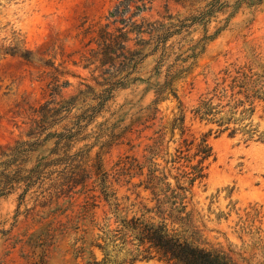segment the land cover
<instances>
[{
	"label": "rangeland",
	"instance_id": "374dc122",
	"mask_svg": "<svg viewBox=\"0 0 264 264\" xmlns=\"http://www.w3.org/2000/svg\"><path fill=\"white\" fill-rule=\"evenodd\" d=\"M143 1L147 4L143 16L151 21L165 16L184 19L191 12L172 0ZM221 2L226 6L212 18L206 31L197 26L186 40L181 39L186 33L174 39L175 49L185 51L205 35L217 34L206 43L191 73L176 82L178 100L171 98L161 103L155 120L145 114L154 99L152 91L146 92L147 84L137 82L114 92L105 111L70 150V155L82 153L87 175L80 182L67 186L63 175L52 173L36 181L27 193L23 194L26 184L9 193L0 175V264H87L93 258L101 261L103 254L96 246L104 245L106 234L117 230V217L131 219L136 213V208L131 207L136 198L133 186L140 178L131 177L137 171L129 175L123 171L126 157L143 164L155 133L179 115L180 104L187 115L189 135L200 139L210 129L215 132L217 126L199 123L191 111L226 72L232 76L240 72V78L247 81L249 95L257 93L264 99V0ZM117 3L118 0H0V42L7 40L8 44L16 36L31 55L29 60L10 55L0 59V154L10 153L8 149L16 142L33 140L29 134L37 132V111L46 102L69 99L86 91V86L100 91L93 79H102L98 72L92 73L94 66L85 68L86 59L97 47L92 42L94 31L107 23L106 16ZM153 67L152 59L146 61L139 77L146 80ZM65 83L69 85L64 87ZM56 85L60 89L51 95ZM250 101L254 112L240 117L239 110V121L231 125L238 129L234 136L226 132L209 138L213 156L207 163L208 177L203 184L195 185L188 197L187 212L198 242L232 250L235 257L264 260V138L260 139L264 136V101ZM249 108V103L245 104V109ZM174 138L175 143L170 142L168 131L165 142L170 156L157 159L161 168L175 154L179 132ZM52 148L53 142L48 143L43 156L50 155ZM33 155L28 167L37 161L38 154ZM6 159L0 156V162ZM99 165L102 172L98 174ZM168 169L169 182L175 186L173 177L180 171L172 166ZM103 174L109 200L103 194Z\"/></svg>",
	"mask_w": 264,
	"mask_h": 264
},
{
	"label": "trees",
	"instance_id": "16d2710c",
	"mask_svg": "<svg viewBox=\"0 0 264 264\" xmlns=\"http://www.w3.org/2000/svg\"><path fill=\"white\" fill-rule=\"evenodd\" d=\"M172 1L190 9L188 17L180 19L165 16L162 20L151 21L143 16L147 11L145 1L118 0L106 16L107 23L99 25L94 31L96 37L92 42L97 47L91 49L86 59L85 68L94 66L92 73L98 72L102 79V82L95 77L93 79L100 91L86 86L87 90L80 91L76 96L59 102L49 101L39 108L38 119L34 123L37 132L29 134L33 140L16 142L15 147L8 149L10 153L2 151L0 154L7 158L0 162V167H3L0 175L10 189L9 193L21 184H26L23 194L27 193L31 185L52 173L63 175L67 186L80 182L87 175L81 162L82 153L70 155V150L87 127L105 111L116 90L126 89L137 82L147 84L146 92L152 91L154 95L151 104L145 108V114L151 121L155 120L161 103L171 98L178 100L176 82L191 73L206 43L215 39L217 34L205 35L185 51L183 48L175 49L174 39L186 33L181 38L186 40L191 29L197 26H203L206 31L212 18L222 12L226 5L221 0ZM7 55L31 59L30 53L21 47L16 36L8 44L7 40L0 42V59ZM150 59L154 64L152 73L146 80L141 79L139 74L142 67ZM239 73L232 76L226 72L221 82L216 83L191 111L193 119L199 123L217 126L215 132L210 129L200 139L189 135L187 115L180 104L179 115L155 133L152 143L146 148L147 156L143 164L126 157L123 171L128 175L137 171L131 177L140 178L133 186L136 198L131 207L136 208V213L131 219L127 216L117 217V230L106 234L104 245L96 246L102 252L103 259L97 261L93 258L87 264H137L150 261L159 264H264V260L256 259L255 256L235 257L232 250L198 242L194 238V228L187 212L189 195L196 184H203L208 177L207 163L213 156L209 138L213 134L219 136L226 132L234 136L238 129L231 125L239 121L236 118L239 110L240 117L251 115L254 112L251 98L264 101L257 93L249 95L247 81L242 80ZM68 85L65 83L64 87ZM59 89L60 86L56 85L51 95L57 94ZM247 103L251 108L245 109ZM63 123L61 130L57 131L56 128ZM168 131L170 142L173 143L175 132H179L180 143L175 154L165 161L166 166L161 168L157 159L164 160L165 156H170L165 142ZM50 142H53V148L49 151L50 155L44 157L46 151L43 149ZM33 154H38L37 161L28 167ZM51 155L57 158L50 159ZM175 165L180 166L175 168ZM59 166H63L61 171H58ZM169 166L180 171L173 177L175 186L169 182L166 173ZM101 172L99 165L98 174ZM168 172L170 174L171 169ZM100 180L104 185V198L109 200L106 174ZM146 193L148 197L142 196ZM125 199L129 201L130 198Z\"/></svg>",
	"mask_w": 264,
	"mask_h": 264
}]
</instances>
